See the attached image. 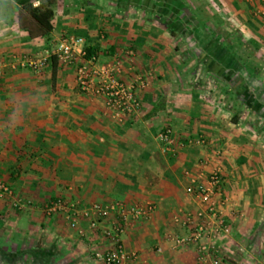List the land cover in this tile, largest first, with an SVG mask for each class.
Here are the masks:
<instances>
[{
  "label": "crops",
  "instance_id": "0c3cea01",
  "mask_svg": "<svg viewBox=\"0 0 264 264\" xmlns=\"http://www.w3.org/2000/svg\"><path fill=\"white\" fill-rule=\"evenodd\" d=\"M179 1L53 0L43 32L24 8L39 0H0V180L11 190L0 196V264H102L101 228L79 218L81 235L63 213L45 214L57 197L151 203L121 236L133 264H196V245L175 247L168 235L184 231L175 213L200 207L185 191L191 178L213 170L232 228L224 264H264V64L252 60L264 56V15L249 12L251 0H213L251 40L229 47ZM66 36L82 37L99 63L120 62L140 102L134 116L119 123L102 96L82 92L76 64L20 65ZM242 52L251 56L244 63ZM164 127L173 152L157 139Z\"/></svg>",
  "mask_w": 264,
  "mask_h": 264
},
{
  "label": "built area",
  "instance_id": "2783aa9c",
  "mask_svg": "<svg viewBox=\"0 0 264 264\" xmlns=\"http://www.w3.org/2000/svg\"><path fill=\"white\" fill-rule=\"evenodd\" d=\"M262 11L264 12V6ZM83 44L82 37L66 36L51 53L22 57L19 63L33 71H40L54 55L59 65L76 64L75 80L82 92L102 96L111 116L119 123L134 116L140 108V102L133 84L120 78V62L112 60L99 63L95 54H87ZM78 60L80 62L76 63ZM157 139L164 145L165 151H174V138L169 127L159 130ZM221 186L222 180L218 170H213L203 182H197L192 177L185 191L197 199L200 207L179 211L172 218L184 231L168 235L169 240L175 247L195 244L196 264H224L230 252L232 228L226 221L221 207L226 201L221 196ZM8 194H11L9 186L0 180V196ZM43 209L47 215L63 213L69 226L76 228L81 235L86 233L78 226L79 218L87 220L92 231L101 228V234L109 243V247L103 251L95 250L94 257L102 264H133V256L125 250L121 236L127 224L149 217L154 206L151 203L127 204L121 200L105 204L91 202L81 206L77 201L57 197L47 202ZM111 215L114 219L104 225L103 222Z\"/></svg>",
  "mask_w": 264,
  "mask_h": 264
},
{
  "label": "rangeland",
  "instance_id": "374dc122",
  "mask_svg": "<svg viewBox=\"0 0 264 264\" xmlns=\"http://www.w3.org/2000/svg\"><path fill=\"white\" fill-rule=\"evenodd\" d=\"M197 0H188L189 2V8L190 11L186 12V15L189 16V19L192 18L193 14L197 13V15L199 17V20H203V21H207L208 23V28H210V30L213 31L216 30L217 34H218V38H220V40L222 41V43H224L226 46L229 47H245V43H247V41H251L250 39H246L244 38L243 35H241L242 33H240L239 35L235 34L237 32H239L240 30L243 31V29L241 28V24H239L237 22V24H234L233 22H231L229 15L227 14V12H225L222 9V14H218V12H220V7L218 6L217 2H213V0H206L207 2H200L203 4L204 7H201V5H199V7L197 6ZM210 1V2H208ZM252 2H245L249 4V12L250 13H256V15H264V12L262 11L263 6H264V2L262 0H251ZM176 2H180L179 0H176ZM193 8V9H191ZM203 9V10H202ZM244 9L241 8V12L242 14H245L242 10ZM250 9L252 11H250ZM248 12V11H247ZM185 13V12H184ZM242 36V37H240ZM253 47H255V41L252 43ZM238 52V51H237ZM241 55L239 56L241 62H245V58L247 57H251L249 54H244L243 52L240 53ZM252 60L256 63V64H264V56H261L260 54L257 55H253Z\"/></svg>",
  "mask_w": 264,
  "mask_h": 264
},
{
  "label": "trees",
  "instance_id": "16d2710c",
  "mask_svg": "<svg viewBox=\"0 0 264 264\" xmlns=\"http://www.w3.org/2000/svg\"><path fill=\"white\" fill-rule=\"evenodd\" d=\"M53 0H39L36 6L28 3L24 5L30 18L39 26V28L45 32L51 29L50 18L52 17V4ZM88 54V53H87ZM90 55V54H88ZM53 63H56V58L54 55L51 56ZM1 255V254H0ZM7 256V257H6ZM4 259L9 261L11 259L10 255H6Z\"/></svg>",
  "mask_w": 264,
  "mask_h": 264
}]
</instances>
